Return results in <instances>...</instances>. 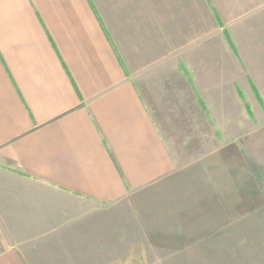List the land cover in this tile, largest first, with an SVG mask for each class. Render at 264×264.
<instances>
[{
    "label": "crops",
    "instance_id": "obj_1",
    "mask_svg": "<svg viewBox=\"0 0 264 264\" xmlns=\"http://www.w3.org/2000/svg\"><path fill=\"white\" fill-rule=\"evenodd\" d=\"M221 1L0 0V217L14 218L6 233L37 235L3 247L0 264H28L35 244L38 264L57 249L70 252L61 264H151L136 255L145 237L183 248L230 224L217 193L236 184L239 119L264 116V0ZM222 10L243 12L227 23ZM191 109L229 142L179 165L172 139ZM91 244L108 256H72Z\"/></svg>",
    "mask_w": 264,
    "mask_h": 264
},
{
    "label": "rangeland",
    "instance_id": "obj_2",
    "mask_svg": "<svg viewBox=\"0 0 264 264\" xmlns=\"http://www.w3.org/2000/svg\"><path fill=\"white\" fill-rule=\"evenodd\" d=\"M220 4L222 6L224 4L225 7L230 5L228 1L224 2V0H222ZM241 12L243 11L234 10L232 13L242 14ZM222 13L226 16L227 20L225 21L227 23L230 21L232 22L235 15L232 14L230 18V10H222ZM223 29H226L228 32L230 30V25H223ZM198 31H202V28L198 29ZM203 31L206 34L219 33L216 26H211L209 24L203 27ZM192 32L196 33L197 31L194 30ZM245 114L244 106L240 102L238 106L239 118L240 116H245ZM254 117L255 120L253 122L244 121L243 118L239 119V136L235 138V143L238 147V154L235 159H238V164H236L235 168L227 172V175H231L232 181L236 184L227 187L230 190H228V194L226 193V187L224 185H221L220 191L217 193V198L219 199L218 201H221V205H226L224 203L226 202L225 200L228 201L226 202L227 204L234 205V212L232 214L234 216L227 219L230 224L224 225L220 229V232L216 234L193 235L189 243L187 245L185 244L186 246L184 245V249L182 247L167 249L151 247L148 236L146 235V242L143 239L144 244H142L141 250L136 251V255L142 257L143 263H149L151 261V264H264V120H261L264 116L259 115L258 117L255 115ZM177 124L179 128L174 132L172 151L175 161L179 165H184L188 161L193 162L199 158H206L210 155L212 150L219 145L220 140L221 143L229 142V138H216L212 131L213 125L203 119L199 121L194 112L191 113L189 121H180ZM197 167L198 166H196V168ZM192 169L193 168H191L189 172L192 171ZM198 171L201 172V168H198ZM219 174H221L220 176L222 178L225 177L224 172L213 171L212 173V171L207 169L200 177L203 176L206 181H208V177L211 175L213 177H218ZM222 183H224V179H222ZM203 188L205 189V185ZM206 188L211 190L214 189L210 187V185H206ZM213 194L215 197L216 191ZM214 197L212 196V199H217ZM157 205L156 203L152 205L150 201H146L144 206L151 210L153 207L156 208ZM1 207L2 203H0V208ZM139 208V206L131 207L130 211H127L124 217H122L125 224L130 225V227H125L127 232L124 233L126 248L124 256H126L127 253L135 252L129 249L132 245L130 243L131 235L129 236V233L133 232L134 229V226H131L134 225V222H130L132 220L134 221V218H130V216L133 215L135 217L136 215V222H139L141 220L138 219ZM0 213L4 212L1 211ZM13 219L0 217V252L3 250V247L9 244L31 243L30 241H33L37 236L6 233L5 230L10 227L8 224L12 222ZM118 220L119 218H117V215L113 213L106 220L107 225L116 226ZM97 224L98 218L93 217L91 225L89 226H92L94 229L97 228ZM139 224L140 223L137 225ZM7 225L9 227H7ZM100 236H102V234L97 231L95 234H90V240H93L94 243H98L102 241L99 239ZM111 236L118 237L119 235L116 233ZM24 239L27 240L24 241ZM33 242L31 244H33ZM57 243L58 242H53V245H57ZM36 246L37 244L33 247L31 245L30 248L23 246L24 250H21L22 253L25 254V257L28 258V264H38L37 260L34 259L39 257V252L42 250L39 251ZM87 250L88 251H72V256L85 257L86 252H89L90 257L96 259L108 256V251L104 252L101 246L97 244H91V249ZM69 254L70 252L68 250L61 251L57 249L50 252L46 251L48 259H45L44 262L46 264H53L55 261L57 264H61L63 263L62 261H64L62 258L69 257Z\"/></svg>",
    "mask_w": 264,
    "mask_h": 264
}]
</instances>
